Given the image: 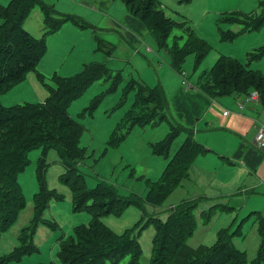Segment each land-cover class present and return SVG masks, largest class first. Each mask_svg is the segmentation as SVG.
<instances>
[{
    "label": "rangeland",
    "instance_id": "1",
    "mask_svg": "<svg viewBox=\"0 0 264 264\" xmlns=\"http://www.w3.org/2000/svg\"><path fill=\"white\" fill-rule=\"evenodd\" d=\"M11 1L0 0V3L8 5ZM41 2L54 6L62 15L80 19L85 25L80 26L69 19L52 31L46 23ZM160 2L167 16L187 21L185 27L173 29L167 41L168 47H173L176 41L179 46H183L188 38V27L210 45L209 52L197 66L194 55H189L182 70H175L170 63L169 50L159 45L156 37L146 28L145 21L132 14L123 0H39L26 13L23 19L25 29L38 39H44L47 50L37 70L30 71L22 81L7 91L0 92V103L3 106L44 102L50 95L49 87L55 86V75L73 76L85 64L104 63L110 74L91 80L68 109L70 115L84 128L80 137L85 155L79 162L78 169L82 176L79 178V190L81 193L90 192V197L83 203V208L78 210L74 190L76 176L68 177L55 149H33L29 153L28 165L18 175L26 206L18 210L13 226L1 235L0 259L21 245L19 234L23 232L24 236L30 235L28 241L33 242L36 251L24 255L21 260L5 264H66L59 256L63 242L77 238L78 226H89L92 223L93 215L88 206L111 208V212L120 208L113 203L110 195L100 191L105 184L115 187L119 197H128L133 193L144 198L149 196L150 181L160 180L168 164L169 159L164 154L157 153L155 147L170 133L173 117L171 109H165L163 114L167 119L156 115L148 116V120H141V117L150 113L153 104L137 95L139 83L151 88L157 84L161 87L164 85L165 90H174L177 85H183L184 78L187 82L197 84L204 70L212 67L221 54L246 62L249 52L264 48V23L255 30L246 29L241 23H219L221 15L226 12L255 11L261 15L263 9L260 2L264 0ZM106 16L122 24L130 23L126 16L142 21L145 26L142 27L143 36L139 39L141 43L130 49L129 53L116 50L114 55L108 56L96 39V30H103L102 19ZM227 30H233L236 37L223 38L222 31ZM251 67L264 74V56L252 63ZM159 111L161 110L158 113ZM185 140L186 133H183L172 141L170 156ZM42 157L47 162L44 191L48 197L46 203L39 206L37 194L42 188L38 178V164ZM210 180L211 175L204 174L200 166L195 164L189 170V177L183 178L159 205L147 204V217L157 216L166 220L172 207L199 193L195 191L194 185L208 186ZM213 184L217 185L216 181ZM208 195L214 197L202 202L197 208V226L187 239L188 245L195 248L201 245L212 246L218 240L219 229H238L245 237L235 236L233 242L237 248L247 252L246 264H252L257 256L261 237L255 225L257 217H250V214L255 209L262 211L264 203L260 198L254 197L243 199L239 195L228 198L217 196L219 193ZM204 210L211 211L208 221L203 217ZM120 211L123 214L118 217L111 214L102 219L117 233L131 227L137 231L140 226L147 224L143 211L135 206ZM144 226L139 234L142 248L140 260L141 264H149L156 229L153 224ZM31 229L34 230L33 233H30ZM112 244L116 246L115 243ZM97 253L94 247L88 250L84 248L80 255L81 263L90 264L92 260L102 263V256ZM131 259L132 255H127L118 263L110 264H130Z\"/></svg>",
    "mask_w": 264,
    "mask_h": 264
},
{
    "label": "trees",
    "instance_id": "2",
    "mask_svg": "<svg viewBox=\"0 0 264 264\" xmlns=\"http://www.w3.org/2000/svg\"><path fill=\"white\" fill-rule=\"evenodd\" d=\"M39 0H12L8 5L0 3V92L7 91L13 85L22 81L30 71L37 70L46 54L47 46L44 39H38L29 30L25 29L23 19L30 8ZM128 10L140 17L156 37L159 45L170 52L171 65L181 71L187 57L194 55L195 66L200 64L210 50L208 42L196 35L188 27L187 41L183 46L178 42L168 47V38L176 27H185L187 21H179L167 16L161 6L160 0H123ZM48 27L55 31L59 25L69 19L76 24L84 26L85 22L72 16L62 15L54 6L41 2ZM263 9L261 15L255 11L242 13L241 11L226 12L221 15L219 23H241L246 29H257L264 23V2H260ZM223 38H235L233 30L222 31ZM103 43V41H100ZM101 44V43H100ZM264 56V48L249 52L247 61L221 54L216 62L204 70L199 78L198 86L212 97L242 93L246 95L251 89L260 93L264 103V74L251 67L252 63ZM39 74H41L39 72ZM109 75L104 63L85 64L81 71L69 77L55 75V86L49 87L50 95L40 103H24L13 107H5L0 103V239L1 235L9 230L15 220L18 210L25 208L22 184L18 175L29 163V153L42 147L45 151L55 149L60 160L67 170L68 177L76 176L74 190L77 209L83 208V203L90 197V192L79 190L81 178L79 162L84 158L85 152L80 145L83 126L69 113V106L79 97L83 89L96 77ZM133 84H131L132 86ZM137 95L147 103L153 104L149 117L161 115L167 109V100L162 87L158 84L151 88L145 84H138ZM159 105H162L159 106ZM161 107V108H160ZM158 110L159 111L158 113ZM149 116V117H148ZM184 132L183 127L171 123L170 133L158 143L155 150L169 159L161 179L150 181L149 196L144 198L138 194L128 197H119L117 189L105 184L103 194L110 195L113 203L120 206L119 210L101 208L99 205L88 206L93 215L89 226H78L76 239L65 240L59 253L61 261L66 264L81 263L80 255L83 249L96 248L103 262L92 260L90 264H110L127 255H132L130 264H141L142 248L139 234L144 225L153 224L156 232L153 239V253L149 264H246L247 252L237 248L233 242L235 236H241L238 229L229 230L221 228L218 231V240L212 246L201 245L197 248L188 245L187 239L194 233L197 226L196 210L199 205L210 200L207 195L183 199L178 205L169 210L166 220L146 214L147 204L159 205L161 201L183 179L189 176L190 166L195 157L205 153L208 149L190 135L182 142L178 150L170 156L169 149L172 141ZM46 158L42 157L38 164V178L41 192L37 194V204L43 206L48 195L44 191V173ZM102 189V188H101ZM135 206L143 211L146 223L137 231L131 228L117 233L102 219L106 215L120 216L124 208ZM99 207V208H98ZM38 217V216H37ZM206 221L211 218V211L204 210ZM34 230L31 229L30 233ZM137 232V233H136ZM259 232L262 242L257 256L252 264H261L264 261V218H261ZM19 234L21 245L1 257V264L18 261L29 253L36 251L33 242L28 241L30 235ZM112 243H115L114 246ZM114 255L116 257H114ZM94 258V256H92ZM53 264V263H50Z\"/></svg>",
    "mask_w": 264,
    "mask_h": 264
},
{
    "label": "crops",
    "instance_id": "3",
    "mask_svg": "<svg viewBox=\"0 0 264 264\" xmlns=\"http://www.w3.org/2000/svg\"><path fill=\"white\" fill-rule=\"evenodd\" d=\"M134 18L126 16L129 24H122L109 16L102 19L105 28L96 30V39L108 56L114 55L116 50L129 53L130 49L141 43L139 39L143 36L142 27L145 24ZM183 81L186 83L177 85L174 90H165L164 85L162 88L167 100V111L171 109L173 122L184 130L178 137L186 133L187 138L189 131L208 149L195 157L189 169L192 170L198 164L204 174L211 175L208 186L194 185L195 191L199 192L194 197L205 194L211 198L214 196L208 194L219 193L217 196L223 198L239 195L243 199L260 198L264 203V150L255 143L258 127L264 124L261 97L240 109L244 94L212 97L201 90L198 83L187 82L186 78ZM225 111L228 113L225 114ZM214 181L218 186L213 184ZM252 215L257 217L255 225L261 237L259 224L264 218V209H255L250 217Z\"/></svg>",
    "mask_w": 264,
    "mask_h": 264
},
{
    "label": "built area",
    "instance_id": "4",
    "mask_svg": "<svg viewBox=\"0 0 264 264\" xmlns=\"http://www.w3.org/2000/svg\"><path fill=\"white\" fill-rule=\"evenodd\" d=\"M183 83H186V81H183ZM259 97H260V93L258 90L256 89L251 90L249 93H247L244 96V100L242 103L239 104V108L243 109L245 105L258 100ZM224 113L227 114L228 111H225ZM255 143L258 148L264 150V124L258 127L256 136H255Z\"/></svg>",
    "mask_w": 264,
    "mask_h": 264
}]
</instances>
